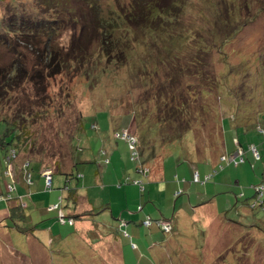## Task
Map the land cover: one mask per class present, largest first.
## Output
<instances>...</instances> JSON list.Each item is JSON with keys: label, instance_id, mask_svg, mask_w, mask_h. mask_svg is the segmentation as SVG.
Masks as SVG:
<instances>
[{"label": "rangeland", "instance_id": "obj_1", "mask_svg": "<svg viewBox=\"0 0 264 264\" xmlns=\"http://www.w3.org/2000/svg\"><path fill=\"white\" fill-rule=\"evenodd\" d=\"M48 1L0 2L1 23L4 26L10 22L15 24L11 27L15 34L9 33L8 40L19 42L21 36L14 28L17 29L21 21L37 20L47 24L56 20L60 25H54L57 28L51 44L67 50L72 40L83 35L87 42L86 52H76L79 57L68 58L71 60L59 74L45 78L44 86L27 81L18 88L0 93V119L16 123V129L28 137V144L20 148L18 159L33 161L21 170L18 163L12 161L11 172V166L6 163L7 149L0 148V188L3 191L5 183L9 182L18 191L20 183L13 179L16 172L24 176L27 185L32 183L31 191L45 194L49 204L58 202V197L66 198L65 183L70 188L76 185L80 191L89 188L87 193L98 203V211L106 214L104 219L97 216L94 223H107L110 231L119 236V240L115 238L112 243L118 241L123 256L120 259L113 252L111 258L110 252V260L101 258L95 247L101 243L99 236L104 226L96 225L100 234L95 240L91 239V233H76L67 225H57L52 226L51 234L42 231L35 236L43 246L42 251L29 249L27 234L13 232V238L9 240L13 252L9 251L6 241L0 242V264H264V236L258 231L264 232V211L250 210L246 206L247 201L252 200L251 187L264 185V140L261 135L264 133V0H181V12L179 15L176 12L178 18L166 28L163 23V31L152 37H147L145 29L138 25L125 24L105 30L109 33L107 37L114 41L109 54L99 49L103 30L96 24L81 32V24L88 21L85 14L81 15L86 7H80L78 2L72 5L80 18L74 23L67 13L55 16L57 13L53 8L57 9L62 0ZM99 4L106 18H110L121 5L129 7L130 0H99ZM88 12L93 20L98 16L97 9L89 7ZM45 37L37 38L40 39L39 49H42ZM165 40L176 42L180 52L163 53L161 47ZM6 49L4 45L0 46V62L9 66L15 56ZM25 55L23 63L30 69L37 63V56ZM175 57L183 61L177 62ZM180 70L186 75L177 79ZM39 71L42 72L40 68ZM148 74L156 79L152 83L156 84L158 80L160 89L169 97L168 104L183 102L186 86H208L214 94L210 98V109L215 118L206 119V123L211 120L212 124L207 131L213 134L208 133L206 137L214 138L221 146L220 131L214 127L220 126L222 141L232 149L233 145L235 148L233 137L238 136L244 163L234 165L221 160V156L234 155L236 149L231 154H222L216 161L196 160V154L187 159L182 148L183 142L187 143L188 137H185L165 150L170 153L162 159V183L149 180L150 173H139L144 156L142 154L140 158L135 149L129 148L121 132L135 133L138 129L134 108L141 115L152 109H156L157 115L162 111V105L158 108L150 101L153 86L149 85ZM187 109L191 115L196 114L194 103ZM233 119L250 123L243 128L235 126ZM80 121L82 131L79 134ZM92 123L95 129L91 127ZM230 125L237 128L235 132ZM5 127L0 121V135ZM162 127L165 130L162 138L169 136L171 126ZM139 129L143 141L155 139L153 129ZM200 137L202 141L203 136ZM143 141L140 146L145 152ZM108 143L116 146L122 159L109 160ZM250 143L257 147L260 156L257 160L249 152ZM108 162L117 168L112 169ZM38 163L47 167L44 170H54L51 189L45 188ZM71 164H74L72 168ZM151 165L145 160V167L151 168ZM59 166L63 172L71 169L68 181L66 174L55 172V167ZM203 169L212 175L208 183L204 182ZM196 170L199 178H194ZM28 176L29 183L26 181ZM203 193H208L210 199L214 197V201L203 204L202 199L206 197ZM108 202L116 218L120 214L125 219L129 217L128 227L119 228L124 220L118 223L110 217V212L107 214L103 204ZM33 205L22 202L25 213ZM5 207L4 201H0V210ZM52 211L50 213H55ZM5 216L6 211L0 214V219ZM210 218L212 223L206 229V220ZM171 220L174 228L170 233L163 232L161 225H157L158 221L166 225ZM143 221L150 223L146 226ZM8 226L13 227L11 222ZM18 226L21 231L26 228L25 224ZM57 234L66 237L64 241H58Z\"/></svg>", "mask_w": 264, "mask_h": 264}, {"label": "trees", "instance_id": "obj_2", "mask_svg": "<svg viewBox=\"0 0 264 264\" xmlns=\"http://www.w3.org/2000/svg\"><path fill=\"white\" fill-rule=\"evenodd\" d=\"M2 1L3 0H1L0 2ZM56 1L57 0H49L48 2L55 3ZM75 2H78L80 7H86V10H83L81 12V15L85 14L86 18H88V21L84 20V22L81 24L82 26L81 32H83V28H87L88 30V28L92 27L93 24H96L97 28H101V30H103L102 31L103 39L99 41V49L102 52H106L108 54L109 51H112L114 48L113 46L114 41H112V39H109V37H107L109 33L105 32V30L110 29V27L112 26L121 27L125 24L130 26L138 25V27H143L145 29V33L147 34V37H152L154 36L153 34H157L163 31V29L161 28V26H163V23L166 24L164 28H166L170 24H173L174 19H177L178 15L181 12L182 9L181 3H183L181 0H165V1L164 0H130L129 7L123 8V6L121 5L117 9V11L113 12L114 13L113 16L111 15L110 18H106L107 15L103 13V10H101L99 0H62L61 5L57 9L55 7L53 8L55 9L54 11H56L57 13V15L55 16H60L59 14L67 13L70 19H72V22L77 23L80 19L76 15L77 10L76 11L72 10V5ZM232 6L236 8L235 5ZM89 7L98 10V16L94 17V20L92 19V16L88 12ZM176 12L178 13V15H176L177 14ZM121 13H125V14H123L122 16ZM12 17L15 18V16ZM80 21H82V19ZM231 23L232 22H230V26ZM54 25H60V24H58L56 20H50V22H48L47 24L45 22L43 23V21L40 23L37 20H35V22L29 21L27 23L21 21V24L18 26V28L17 29L14 28L16 34L21 36L19 42L17 41V43H15L12 42L11 39L8 40V38H10L9 33L12 32L13 34H15V32H13L11 28L14 27L15 24L13 22L12 23L10 22L4 26V24H2L0 21V32L2 31V33H0V46L4 45L7 48L6 52L12 53L15 56L14 61L10 63L9 66L3 65L0 62V93L7 91L8 89L11 90L13 88H18L27 81L33 83V85L35 86H44L45 78H52L55 75L59 74L60 71L64 69L68 60H71L68 58H71L72 55H74L75 57L77 56L79 57L78 54L86 52L85 49L87 48V42L83 38V35L82 37L79 36L76 40H72L71 41L72 43L68 46L67 50L60 48V46L51 44L53 32L57 28V26ZM43 35L46 36L45 42H43L44 44L42 49H39L40 39L37 38L38 37L40 38V36ZM155 40L156 39H154V42ZM175 44L165 40V44L161 47L162 52L168 54V53H175V51H179L180 48L176 49ZM179 44H182V42H179ZM76 52H78V54H76ZM26 53L29 55L33 54L37 56L36 57L37 63L35 65H32L30 69L25 67L23 63L24 59L26 58L25 55ZM174 59H177L176 60L177 62L183 61L182 59L181 60L178 59V57H175ZM0 61H1V56H0ZM39 68L41 69L42 72L39 71ZM180 71L181 72L178 73V78L177 76H175V78L180 79L185 77L186 74H184L182 70ZM263 74L261 75L262 78H263ZM147 77L149 78V85L153 86V95L150 96L151 97L150 101H153V105L155 107L162 105L161 107L162 111L160 112V115H157L158 112L156 111V109H152L151 111L148 112V114L143 113L144 115H141L140 112L136 108H134V113L137 115L139 121L138 125L136 126V128L138 129L136 130L135 133L131 131L130 134L138 135L137 137L138 151L140 150L139 151L140 156L143 154V148L141 149L142 143L139 139L140 137L142 138L141 129H139L141 127L147 128L148 130L153 129L155 132V139L153 141H151V139H148L147 141L142 140L143 143H145L146 145L149 144L150 142L154 144L161 143L162 145L165 144L168 145L174 142H178L180 141V139H182V137L184 138V136H186L188 137L186 138L187 140L186 144L192 143V145H194L195 148L200 147V149H206V147H209L210 145L207 144L208 142L201 141L200 135L204 133L203 130H207L205 128H208L210 126L209 124H211V120L215 118L214 113L210 109L211 107L210 98H212V95L214 96L213 92L210 93L211 92L210 88L208 86H206V88H204L205 86H196V87L186 86L187 87L186 94L185 96H183L182 99L183 102L177 101L168 104L167 102L169 101V97L167 94H165V92H163L160 89L158 80L156 84H154L152 82H154L156 79H154V77L152 78L150 74H148ZM252 95H255V93H253ZM226 98L228 99L229 96L226 95ZM255 98L257 101L258 99L257 93ZM190 102L195 104L196 114L191 115L188 109L185 110V108H188L191 105ZM183 109L186 112L185 111L183 112ZM164 110L165 113H163ZM129 114H131V112ZM165 115L166 118H164ZM208 117H210L211 120H208L206 123V119ZM0 121H2L6 126L5 130L0 135V148L7 149L8 152L6 157V163L10 164L12 161H14L17 162L18 165L22 164L21 165L23 166L22 168L24 167L27 168L33 161L27 159L20 160L18 158L20 155V148L28 144L27 143L28 137L25 136V134L22 133L20 130L16 129V123H9L6 118H1ZM233 122L235 123V126L238 125L239 127H241V125H244V127H246V125H249L250 123V122L245 123L244 121H239V120L235 121V119H233ZM80 123L81 124L79 130L77 131L79 132V134L82 131V121H80ZM164 125L171 126L168 129V132L171 134L169 136H163L162 138V133H165V130L162 127ZM235 126L234 125L232 126L234 131L237 129ZM91 127L95 129V125L93 123L91 124ZM214 127L218 128L216 126ZM258 133H260L259 130ZM261 135H263V140H264V133H262ZM21 138L23 139V141L20 142ZM19 143H22L23 145H20ZM250 145H253L257 151V147L255 144H249V146ZM235 149H239L243 151V147L241 146L240 142H238L237 146H235ZM251 155L253 156L254 160L260 158L259 153L257 157H255L252 153ZM229 156H222L221 160L225 161L226 163H233L234 165L244 163V154H243V162L241 163L229 162L228 161ZM38 165L40 166L41 164L38 163ZM42 168L47 169V167H42ZM55 172L66 174L67 176L66 181H68L71 178V174L69 173L70 171L63 172L60 170V166L55 167ZM52 173H54V170H52ZM208 180L209 179L204 180V182H207ZM9 185H12L14 187V190L9 194V198L7 200H4V202H10L15 198L13 197L15 192V185L13 184H9ZM263 187H264L263 184H259L251 187L252 200L247 201L248 203L246 204V206L248 209L256 210L257 208H259L260 211L262 212L264 211V194H263L264 192L261 190V188ZM64 191H67V196H69L72 193H74L75 189L71 190L70 187L65 183ZM7 195L8 193L5 191L0 192V196H4L6 198ZM61 205H62V201L59 200L58 204H56L57 208L55 209V211L57 212L58 223H60L61 225L65 224L68 226H72L75 220L73 218H70L69 215L64 214L63 215L64 223L60 222L58 218V214L60 212L59 210L61 208ZM23 209L24 207L22 206L21 202L17 203L16 206H11L9 208L10 218L11 219L18 218L23 220L24 218ZM69 221H71L72 223L69 224ZM169 225H170V231L168 233L172 231L171 223H169ZM258 231H260L261 232L260 234L264 236V232H262L259 229ZM262 240H264L263 237Z\"/></svg>", "mask_w": 264, "mask_h": 264}, {"label": "crops", "instance_id": "obj_3", "mask_svg": "<svg viewBox=\"0 0 264 264\" xmlns=\"http://www.w3.org/2000/svg\"><path fill=\"white\" fill-rule=\"evenodd\" d=\"M229 126V125H228ZM233 125H230V129H233L232 127ZM248 126V125H246ZM241 127L244 128V125H241ZM207 129V128H205ZM246 129V128H245ZM218 130L220 131V135H221V146L220 143L217 142V140L215 141L214 138L209 140L206 135L212 134V131L208 132L207 130H203L204 133H202L201 135L203 136L202 142H208L207 144L210 145L209 147H206V149H200V147L195 148L194 145H192V143H188V144H184V146L182 145V148L184 149V152L187 156V159H189V157H191L192 155L196 154L197 159L196 160H205L206 162L209 161H216L219 159V157L222 154H231L232 151H234V145L233 148L231 149L230 147L226 146L225 142L222 141V132H221V127L218 126ZM235 132V131H234ZM213 135V134H212ZM225 135V134H224ZM132 136H134V138L136 139V145H138V140L137 137L138 135L132 134ZM186 136H184V138L182 137V139H180V141H178L179 143L185 139ZM140 141L142 142V138H139ZM241 139L238 138V136L233 137V142L232 144H235V146H237L238 142ZM175 143L174 142L172 144H168V145H162L161 143L159 144H154V143H149V144H145L143 143V145L146 147V152H143L144 155V160L141 161V167L138 168V170H140L139 173L143 174V170H148L147 173H150L151 175L148 177V179L153 180V181H158L159 183L163 182V158L165 156H167L170 151L165 152V150L169 147V146H174ZM202 144V143H201ZM253 144V143H250ZM109 148L107 150L108 152V156H109V160H112V158H115L116 160L122 159L123 155H120L121 153L117 152L116 150V146L113 147L110 143H108ZM140 146V145H139ZM136 152L139 154L138 156L140 157V153L138 151V148L136 150ZM234 153V152H233ZM141 158V157H140ZM222 158V156H221ZM145 160H147V162H149L150 164H152L151 168L150 167H145ZM195 160V161H196ZM193 161V160H192ZM88 162L87 160L85 161V163ZM22 164L18 165L20 167V170L22 169L23 166H21ZM108 166H112V169L117 168V165L114 167L112 163L107 164ZM11 166V164H10ZM73 164H71V168H72ZM198 167V166H197ZM196 167V168H197ZM40 175L42 174V172L44 171L42 166L40 165ZM204 170V174H203V178H205V176L209 175V171ZM11 172H13L12 166H11ZM71 173V169L70 172ZM117 173V172H116ZM118 174V173H117ZM42 176V175H41ZM199 174L196 170L195 174H194V178H199L198 177ZM13 179H15L17 182L19 181V186H18V191H17V187H15V192L13 197L14 200L10 201V202H4L6 207L3 211L0 210V214L6 211V216L4 218L0 219V242L3 243L4 241H6V245L9 248L10 252H13V250L11 249V243L9 242V240L11 238H13V232H18L19 234H27L28 240H27V244L29 245V249H31L32 247L35 248V251H42L43 250V246L41 245V242L39 241V239H36L35 236L37 235L38 232L44 231L46 233L51 234L53 232L52 228L53 227H57V225H61L60 223H58L57 221V212L55 210H53L52 212L55 213H50V205L53 206V204H58L59 200L62 201V205L60 208V213L62 215H69L70 218H73L75 220L74 224L72 226H68L69 228H73V230L76 231V233H91V239H98L99 237H101V243H99V245H97L95 248L96 250L99 251V254L101 256L102 259H104L105 261L110 260L111 258H113L114 253L115 252V256H117L118 258L121 259L120 256H123L122 254V249H120V245L118 243V241L115 243H112L115 238H118L119 236H117L116 233H114L113 231H110V228L108 226L107 223H103V222H97L94 223L95 218L97 216H102V218L104 219L105 217V213L103 212H99L98 211V207H96V205L98 204L97 202H95V200L93 199V197H90L87 193L88 189H84L83 191H80L78 189V187L75 185L72 189H75L74 193H72L69 196H66V198L64 197H58V202L53 203V204H49L48 203V198L45 196V194H41L39 193L40 191H37L36 193H34L33 191H31L30 186L32 185V183L30 185H27L25 180H24V176L16 174L13 175ZM30 182V181H29ZM44 182V179H43ZM203 183V182H202ZM208 183V182H206ZM11 184L9 182L5 183V186L3 187V191L1 190L2 188H0V192H4L5 188L7 189V186ZM119 184V183H117ZM118 189V188H115ZM163 189H164V185H163ZM206 197L203 198L202 202L203 204H211L214 201V197L213 198H208V193H203ZM200 197V196H199ZM64 200L66 202H64ZM98 200V199H96ZM32 202L34 205L28 207L29 211L27 213L24 212L23 209V214H24V218L23 220L18 219V218H10V211L9 208L11 206H16L17 203L19 202ZM189 202V201H188ZM199 203V202H197ZM105 205L104 210H106L107 214H109L110 212V217L113 218V220L117 221L119 223V221H121V226H119V228L124 226H127L128 223L130 221H128V219H125L121 214L119 215V217H115L113 215V211L112 209H110L111 203H107V204H103ZM102 205V206H103ZM191 208H194V206L191 205V203H189ZM199 204H196V206H198ZM180 208H182V206H180ZM49 211V212H48ZM131 214H128V216H130ZM115 218V219H114ZM127 220V222H126ZM8 222H11L12 226H8ZM49 223H51V226L49 225ZM212 223L211 218L206 220V224L207 225L206 229L210 226V224ZM19 224H25L26 228L24 230L21 231V228L18 226ZM28 224V225H27ZM171 224H172V220H171ZM96 225H100V227L102 228L103 226V230H101V236H99L100 232H97V228ZM53 226V227H52ZM66 227V225H61ZM129 226V225H128ZM127 226V227H128ZM46 227V228H45ZM174 226L172 225V230H173ZM109 230V231H108ZM105 231V232H103ZM43 232V234L45 235V233ZM71 232V230H70ZM69 232V233H70ZM68 233V234H69ZM139 233V232H137ZM56 236V235H55ZM55 236H53V240L55 238ZM57 240L58 241H64V239L66 237H63L59 234H57ZM99 236V237H98ZM46 237V235H45ZM47 238V237H46ZM119 240V238H118ZM53 242L52 240L49 239V242ZM103 241V242H102ZM111 242V244H110ZM95 243H97L95 241ZM89 247L91 249H93V245L89 242ZM85 247V244H84ZM110 252L112 257L110 256ZM111 257V258H110ZM11 263V262H10ZM12 264V263H11Z\"/></svg>", "mask_w": 264, "mask_h": 264}, {"label": "built area", "instance_id": "obj_4", "mask_svg": "<svg viewBox=\"0 0 264 264\" xmlns=\"http://www.w3.org/2000/svg\"><path fill=\"white\" fill-rule=\"evenodd\" d=\"M121 134H122V137H123V139L128 143V145H129V148H131V149H135V151H136V139L134 138V136H132L127 130H123L122 132H121ZM249 151L255 156V157H257L258 156V153H257V151H256V148H254V146L253 145H250L249 147ZM243 151H241V150H239V149H236V152L234 153V155H232V156H229V158H228V161L229 162H238V163H241V162H243ZM143 172L144 173H147L148 172V170H143ZM210 176L211 175H207V176H205V178H204V180H207V179H209L210 178ZM42 177H43V179H44V185H45V188L46 189H51L52 187H51V185H52V173H51V171H49V170H44L43 172H42ZM28 183H29V176L27 177V180H26ZM13 190H14V187L12 186V185H8L7 186V193H8V195H7V197L5 198L4 196H0V201H4V200H7L8 198H9V194L11 193V192H13ZM261 190L264 192V187L263 188H261ZM264 194V193H263ZM57 208V206L56 205H53V206H51L50 207V210H55ZM58 218H59V220H60V222L61 223H64V220H63V215L59 212V214H58ZM150 221V220H149ZM149 221H143V225L145 224L146 226H148L149 225ZM72 222L71 221H69V224H71ZM157 225L158 226H160L161 225V230L162 231H164V232H169L170 231V225H169V223L168 224H166V225H162L159 221L157 222Z\"/></svg>", "mask_w": 264, "mask_h": 264}, {"label": "clouds", "instance_id": "obj_5", "mask_svg": "<svg viewBox=\"0 0 264 264\" xmlns=\"http://www.w3.org/2000/svg\"><path fill=\"white\" fill-rule=\"evenodd\" d=\"M7 165H10L9 163L7 164ZM44 170V169H43ZM9 171V169H8V166H7V172ZM10 171H11V168H10ZM51 171V170H50ZM51 173H52V171H51ZM42 175V174H41ZM52 175H53V173H52Z\"/></svg>", "mask_w": 264, "mask_h": 264}]
</instances>
